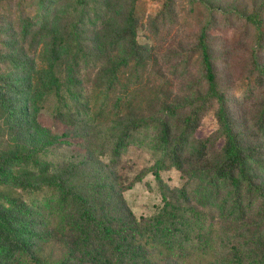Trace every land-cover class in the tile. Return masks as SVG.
Listing matches in <instances>:
<instances>
[{"label":"rangeland","instance_id":"obj_1","mask_svg":"<svg viewBox=\"0 0 264 264\" xmlns=\"http://www.w3.org/2000/svg\"><path fill=\"white\" fill-rule=\"evenodd\" d=\"M263 7L264 0H0V73L15 79L16 114L27 110L22 125L0 111V165L8 164L26 186L0 182V203L29 209L42 256L65 257L67 244L74 243L66 233L53 235L54 226L43 225L36 205L50 195L55 180L88 195L100 217L134 224L155 217L166 202L183 203L186 187L183 204L221 232L215 253L221 261L230 243L251 245L264 231L258 210L235 211L236 195L213 173L225 142L216 103L195 114L208 90L197 49L206 32L218 87L251 155L250 174L264 187V15L261 26L247 19ZM27 18L33 21L30 34ZM129 27L143 46L138 53H131L130 37L118 35ZM56 49L63 86L70 89L62 97L47 92ZM114 74L113 92L104 101ZM65 95L71 104L62 118ZM137 120L152 123L134 132L114 160L117 138ZM165 120L171 127L168 147L158 143ZM83 253L71 264H86L79 263Z\"/></svg>","mask_w":264,"mask_h":264},{"label":"trees","instance_id":"obj_2","mask_svg":"<svg viewBox=\"0 0 264 264\" xmlns=\"http://www.w3.org/2000/svg\"><path fill=\"white\" fill-rule=\"evenodd\" d=\"M82 3L85 0H79ZM264 7L247 17L248 22L261 26ZM33 21L24 20V29L30 34ZM127 32L119 33L120 38H131V53H138L142 45L137 42L136 30L133 27ZM197 49L202 58V72L207 83V93L202 99L200 109L196 110L199 116L208 105L216 103V118L225 139L223 145V159L215 165L213 173L216 178L227 183L236 195L234 210H258L260 220L264 221V187L256 184L249 171L251 155L243 148L239 134L236 132L234 120L230 115L228 99L218 87L217 73L210 54L208 35L206 32L199 39ZM60 52L55 51L52 65V88L49 94L57 93L60 97L69 92L64 85L63 66H60ZM16 65L17 60L10 59ZM4 63L3 65H6ZM1 72V69H0ZM99 75L98 82L103 81ZM116 75L109 82V87L103 92V100L113 92ZM20 93L15 79L4 77L0 73V111L15 118V122L22 125L27 112L21 107L16 117ZM63 105L59 108V115L64 118L65 109L71 103L65 95ZM62 104V103H61ZM63 106V107H62ZM170 111V110H169ZM81 113L80 110H78ZM173 112V111H170ZM100 113V111H99ZM189 123L195 119L189 117ZM152 122L149 120L131 121L129 128L116 141L112 148L114 160L121 154L134 132L145 129ZM171 142V127L165 120L160 123L158 143L168 147ZM176 157L178 145L176 146ZM206 144L202 143L199 159L203 160L206 154ZM14 161V159H13ZM38 163V161H37ZM180 163V162H179ZM8 164L0 165V182L25 188L24 179L10 171ZM181 166V164H180ZM50 195L45 196L38 204L40 214L44 216L43 225L53 227V235L66 233L74 240L67 244L65 257L50 260L40 254L35 239L39 236L36 227L28 218L29 209L24 205L0 203V264H71L77 259V252L83 251L84 257L79 263L86 264H264V231L249 245L242 241L230 243L229 255L221 261L215 255L218 250V240L221 232L213 222L207 223L206 217L192 207L183 203L188 201V191L182 188V202L173 204L166 202L165 206L155 217L143 218L138 223H128L122 217L106 219L100 217L88 195L72 191L63 180H55ZM223 207L227 211L229 200L224 198ZM79 210V211H78ZM232 213V214H231ZM233 217L230 211L229 218ZM228 218V220H229ZM217 248V249H216ZM208 259V261H206Z\"/></svg>","mask_w":264,"mask_h":264}]
</instances>
